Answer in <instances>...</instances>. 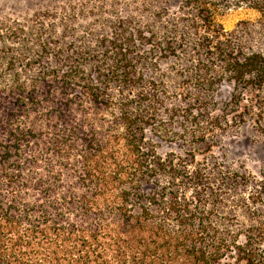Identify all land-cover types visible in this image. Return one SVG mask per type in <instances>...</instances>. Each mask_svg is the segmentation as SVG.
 Here are the masks:
<instances>
[{
	"label": "trees",
	"instance_id": "obj_1",
	"mask_svg": "<svg viewBox=\"0 0 264 264\" xmlns=\"http://www.w3.org/2000/svg\"><path fill=\"white\" fill-rule=\"evenodd\" d=\"M245 127L264 0H0V264H264Z\"/></svg>",
	"mask_w": 264,
	"mask_h": 264
},
{
	"label": "rangeland",
	"instance_id": "obj_2",
	"mask_svg": "<svg viewBox=\"0 0 264 264\" xmlns=\"http://www.w3.org/2000/svg\"><path fill=\"white\" fill-rule=\"evenodd\" d=\"M257 17V13L252 10L238 8L223 12L218 21L225 30L231 31L240 22L253 21ZM225 142L230 156L235 161L243 163L252 173L259 170L264 162V137L256 135L250 128L245 127L237 134L227 137Z\"/></svg>",
	"mask_w": 264,
	"mask_h": 264
}]
</instances>
